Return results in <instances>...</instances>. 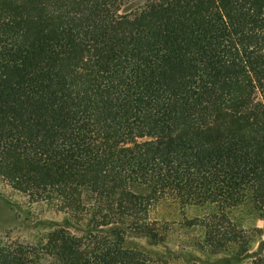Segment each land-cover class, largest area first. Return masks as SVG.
<instances>
[{
  "label": "trees",
  "instance_id": "16d2710c",
  "mask_svg": "<svg viewBox=\"0 0 264 264\" xmlns=\"http://www.w3.org/2000/svg\"><path fill=\"white\" fill-rule=\"evenodd\" d=\"M0 180L84 226L0 264H264V0H0Z\"/></svg>",
  "mask_w": 264,
  "mask_h": 264
},
{
  "label": "rangeland",
  "instance_id": "374dc122",
  "mask_svg": "<svg viewBox=\"0 0 264 264\" xmlns=\"http://www.w3.org/2000/svg\"><path fill=\"white\" fill-rule=\"evenodd\" d=\"M144 1L137 0V3L142 4ZM169 205L160 207V214L168 215L174 213L173 217L178 219L179 222L181 220L184 221L187 216L193 214V212L181 211L177 205ZM67 218L68 215L66 213L57 211L45 203L30 204L22 194L0 180V228L9 229L11 231L10 235L19 240H27L31 236L40 237V235L47 231L49 225H53L54 223L64 224L72 234H80L81 229L84 227L83 223H77V221H72V219L67 220ZM257 224L264 230L263 220H258ZM173 228L175 229L174 237L177 239V242H172L171 246L178 253L170 257V261L175 263L185 261L188 264H200L198 261L199 253L189 251V248L186 247L189 238L187 230L179 226L178 223H174ZM262 239H264V233ZM131 240L134 242L144 241L137 237H132Z\"/></svg>",
  "mask_w": 264,
  "mask_h": 264
}]
</instances>
